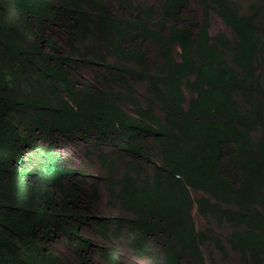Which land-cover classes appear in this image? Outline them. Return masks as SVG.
<instances>
[{
    "label": "trees",
    "instance_id": "16d2710c",
    "mask_svg": "<svg viewBox=\"0 0 264 264\" xmlns=\"http://www.w3.org/2000/svg\"><path fill=\"white\" fill-rule=\"evenodd\" d=\"M115 1L0 0V264H84L94 239L104 264H127L122 243L153 264H216L209 247L264 264V10L196 0L198 25L191 0ZM80 142L105 176L78 179L60 146ZM101 185L117 213L93 212Z\"/></svg>",
    "mask_w": 264,
    "mask_h": 264
},
{
    "label": "rangeland",
    "instance_id": "374dc122",
    "mask_svg": "<svg viewBox=\"0 0 264 264\" xmlns=\"http://www.w3.org/2000/svg\"><path fill=\"white\" fill-rule=\"evenodd\" d=\"M135 3H153L155 0H133ZM243 6V12H250V7L255 4L257 7H261L264 10V0H239ZM111 5L113 11L118 10V5L115 0H108ZM264 13V11H262ZM183 14L194 21L196 24H200L204 20V12L201 5L196 0H191L183 10ZM220 31L226 32L231 35V31L227 27V25L223 22V20L217 16L216 14H212L211 16V34H216ZM52 37L59 42L60 46H63L65 40V31L61 28H55L54 32L51 33ZM146 58L149 60L156 59V53L154 48L151 45H146L145 48ZM95 69L90 68L85 65H79L76 70V76L78 80L83 82H91L93 80ZM140 88V86H139ZM141 90V88H140ZM60 152L63 157L67 160L70 167L77 170L79 175L78 179L83 180L85 182L90 181L91 178L97 179L99 176H105V171L103 170L101 161L98 157V153L92 148L89 147L85 143L78 144H66L63 143L60 146ZM61 193H59L60 197ZM194 196H198L194 194ZM107 193L104 187L100 186V197L99 199L92 205V210L96 214H109V213H117L113 207H109L107 204ZM195 218L200 228H204L207 225L206 221L203 220L196 212ZM80 231L83 236H91L89 228L83 225H80ZM217 233L220 235L225 234L224 230L216 229ZM100 241L95 240L92 243V246L86 248L82 253L86 258L84 264H104L100 256L99 249ZM77 242H69L66 237H60L55 242L51 243L49 246L52 248L58 255L61 257H67L72 260H77V254L75 249L77 247ZM119 255L124 263L127 264H153V257H139L135 255L124 243L118 245ZM209 253L212 255V259L215 260L216 264H239L240 259L237 257L235 253H231L228 251V257H224L220 255L213 247H209ZM211 260H208L210 263Z\"/></svg>",
    "mask_w": 264,
    "mask_h": 264
}]
</instances>
